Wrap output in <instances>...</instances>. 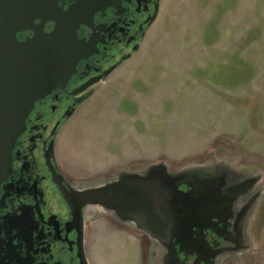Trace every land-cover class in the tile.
<instances>
[{"label": "rangeland", "instance_id": "374dc122", "mask_svg": "<svg viewBox=\"0 0 264 264\" xmlns=\"http://www.w3.org/2000/svg\"><path fill=\"white\" fill-rule=\"evenodd\" d=\"M57 146L66 171L89 184L158 162L256 177L246 249L218 264H264V0H161L139 50L92 87ZM96 216L91 264H146L140 230Z\"/></svg>", "mask_w": 264, "mask_h": 264}, {"label": "flooded vegetation", "instance_id": "af4514ba", "mask_svg": "<svg viewBox=\"0 0 264 264\" xmlns=\"http://www.w3.org/2000/svg\"><path fill=\"white\" fill-rule=\"evenodd\" d=\"M64 1L56 0L51 18L44 20L41 0L0 2V71L7 81L17 84L18 71L26 68L29 79L36 80L38 72L33 70L41 69L42 42L30 41L56 28L58 6L67 9L75 0ZM160 4L161 0H121L117 6L95 9L90 15L86 12L87 19L77 26V38L88 44L86 57L77 62L63 87L35 101L12 150L0 152V264H91L85 242L98 211L111 215L119 227L138 230L134 222L121 220L99 204L81 203L82 191L113 182L123 171L86 183L66 171L57 142L65 122L92 87L139 50ZM179 174L183 180L180 190L197 185V228L188 243L181 245L175 239L169 245L161 244L140 230L150 248L146 264H218L221 256L246 249L243 231L259 196L257 178L239 177L227 170ZM244 184L242 193L228 198ZM61 185L71 195L70 201ZM202 200H206L203 209Z\"/></svg>", "mask_w": 264, "mask_h": 264}, {"label": "water", "instance_id": "95a60500", "mask_svg": "<svg viewBox=\"0 0 264 264\" xmlns=\"http://www.w3.org/2000/svg\"><path fill=\"white\" fill-rule=\"evenodd\" d=\"M120 1L75 0L67 9L58 6L54 15L56 28L46 36L36 35L30 41L34 44L41 39L42 42L41 69L36 67L33 70L38 72L36 80L29 79L27 68L18 71L17 84L7 81L6 75L2 76L0 71V152L12 150L35 101L43 98L51 89L63 87L75 72L77 62L86 57L88 44L77 38L75 30L85 22L87 13L90 15L95 9L117 6ZM55 2L41 0L42 20L51 18ZM38 10L39 6L33 9L34 12ZM182 182L179 172H169L163 162H158L143 172L123 171L113 182L82 191L81 203L99 204L121 220L134 222L138 230L156 242L169 245L175 239L176 244L181 245L188 243L197 228V211L200 210L197 185L182 191L178 188ZM245 185L234 188L228 198L242 193ZM62 189L64 197L70 201L71 195L63 186ZM205 201L199 202L201 209Z\"/></svg>", "mask_w": 264, "mask_h": 264}]
</instances>
